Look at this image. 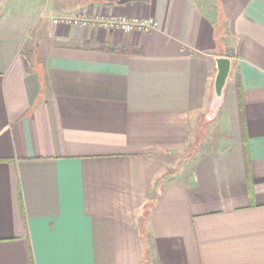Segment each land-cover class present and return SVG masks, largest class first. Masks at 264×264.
I'll return each mask as SVG.
<instances>
[{
  "label": "crops",
  "instance_id": "0c3cea01",
  "mask_svg": "<svg viewBox=\"0 0 264 264\" xmlns=\"http://www.w3.org/2000/svg\"><path fill=\"white\" fill-rule=\"evenodd\" d=\"M0 2V264H264V0Z\"/></svg>",
  "mask_w": 264,
  "mask_h": 264
},
{
  "label": "built area",
  "instance_id": "2783aa9c",
  "mask_svg": "<svg viewBox=\"0 0 264 264\" xmlns=\"http://www.w3.org/2000/svg\"><path fill=\"white\" fill-rule=\"evenodd\" d=\"M53 25L70 27H89L119 33H147L156 29L157 23L152 18H124L120 16L89 18L83 15L54 17Z\"/></svg>",
  "mask_w": 264,
  "mask_h": 264
},
{
  "label": "water",
  "instance_id": "95a60500",
  "mask_svg": "<svg viewBox=\"0 0 264 264\" xmlns=\"http://www.w3.org/2000/svg\"><path fill=\"white\" fill-rule=\"evenodd\" d=\"M214 61L216 65V75L213 83V98L209 110L210 119L217 114L223 103L224 89L227 85L232 65L229 57H216Z\"/></svg>",
  "mask_w": 264,
  "mask_h": 264
},
{
  "label": "rangeland",
  "instance_id": "374dc122",
  "mask_svg": "<svg viewBox=\"0 0 264 264\" xmlns=\"http://www.w3.org/2000/svg\"><path fill=\"white\" fill-rule=\"evenodd\" d=\"M0 5L4 6L5 3L3 4V2L2 3L0 2ZM233 76H234V74H233ZM231 89H232V87H230V85H229L228 92H230ZM225 108L227 109V107H225ZM219 117H220V115H218V112H217V114L213 118H211V124L204 125L205 127L203 128V130H201V133L198 135V137H196L198 139H196V138L192 139L191 144L189 146V149L187 151H185L183 157H186L188 152H190V154L188 155L190 157H193V155L196 154V153L202 152L201 149L204 146V144H203L204 141L203 140L207 137L206 134L207 135L209 134L208 131L211 134L210 135V139L209 140L205 139L206 140L205 142L207 143L208 141H211V142H208V143L211 144V149L210 150L211 151L213 150V147L218 143V139L220 137L219 136L220 134H218V132H216L217 129H219V126H218Z\"/></svg>",
  "mask_w": 264,
  "mask_h": 264
},
{
  "label": "trees",
  "instance_id": "16d2710c",
  "mask_svg": "<svg viewBox=\"0 0 264 264\" xmlns=\"http://www.w3.org/2000/svg\"><path fill=\"white\" fill-rule=\"evenodd\" d=\"M128 50V49H126ZM235 88L237 91V103H238V111H239V116H240V121H241V131L243 134V139L245 140V131H244V119H243V110H242V97H241V87H240V82L237 78V74L235 73ZM243 140V141H244Z\"/></svg>",
  "mask_w": 264,
  "mask_h": 264
}]
</instances>
